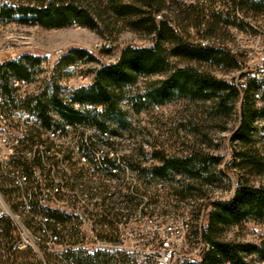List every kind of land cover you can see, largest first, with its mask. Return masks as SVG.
Returning a JSON list of instances; mask_svg holds the SVG:
<instances>
[{
  "label": "trees",
  "instance_id": "obj_1",
  "mask_svg": "<svg viewBox=\"0 0 264 264\" xmlns=\"http://www.w3.org/2000/svg\"><path fill=\"white\" fill-rule=\"evenodd\" d=\"M122 20L134 33L148 36L150 43L140 47L127 45L121 49L116 61L110 63H100L85 48H70L60 57L46 88L37 95L31 94L26 103L34 102L38 120L44 128L57 127L64 131L69 124L76 127L75 134H81L82 126L101 132L87 141V135L82 134L83 147H87L86 143L90 141L92 145L89 148L92 150L108 148L104 151V159L110 170L105 168L104 171L110 180L120 182L127 163L143 182V192L136 188L133 194L120 198L114 193L111 183L105 182V179L98 182L87 179L88 173L71 165L68 166L72 172L65 166V173L70 175L71 182L66 189H85L100 206L114 215L115 220L133 212L140 204H143L144 210L161 209L162 212L169 208H185V205L194 202L186 197L198 195L208 199L209 186H217L224 179L227 182L226 192H232L231 196L226 199L209 198L207 205L210 211L207 224L203 222L204 227L202 219L196 224L191 219L195 238L204 241L208 247L202 259L194 264H264V239L254 243L230 240L225 236L230 228L246 222L255 221L264 225V184L251 181L252 176L264 175V91H261L262 83L251 76L240 86L236 83L246 59L243 53L236 55L229 48V44H234V29L256 33L264 28L261 26L264 22V0H9V3L0 6L1 22L27 27L49 29L77 24L106 34L110 23L118 24ZM105 51L110 52L111 49ZM41 62V57L25 53L21 59L13 58L0 65L3 99L14 102L17 96L14 82H30L41 70ZM80 62L97 63L90 71L93 79L89 85L67 90L68 97H64L63 83L59 85L58 80L65 71L75 75L76 69L71 70V66ZM215 66L234 71L236 76L232 80L221 78L211 70ZM81 74L86 77L83 70ZM154 75L165 77L154 82L148 93L130 95L129 88L135 87L141 78ZM244 76L242 74L241 78ZM259 94L260 98L257 97ZM174 98L211 100L212 113L225 118L230 117L235 107L239 106L240 120L231 135L230 160L223 161L222 156L210 154L201 147L180 155H170L163 150L147 152L143 147H133L132 138L110 128L109 123L113 119L124 124L126 113L120 106L123 99H130L133 111L138 113L150 99L164 103ZM51 111L62 121L56 120ZM105 132L112 135L111 140L103 138ZM32 134L40 140L45 152H52V143L43 140L42 133L35 129ZM56 148L60 150H55V158H65L63 150L67 149L58 145ZM83 151L94 166L100 165L99 155H92L91 150ZM42 156L39 151L34 162L41 163ZM47 158L51 160V156ZM155 161L158 163L151 164ZM17 163H23L26 171H31L33 166L30 161L23 162L22 159ZM222 165L236 172L234 188L225 168H220ZM116 168L121 172L117 177L111 172ZM177 176L189 182L185 186L180 185ZM160 183L165 186L168 195L160 194L157 189ZM161 198H164L162 203ZM44 213L49 218L46 223L49 232L56 233L61 240L67 236L76 237L66 224L69 216L50 209ZM106 219L111 221V217ZM26 222L33 227L32 230L41 232V237L49 235L41 222ZM14 233L13 222L0 219V247L5 244L7 255L4 264H21L17 262L18 254L26 251L14 248ZM82 254L69 251L66 257L73 264L96 263L98 256L84 257ZM44 258V261L37 260L38 264H65L64 259L46 251Z\"/></svg>",
  "mask_w": 264,
  "mask_h": 264
},
{
  "label": "built area",
  "instance_id": "obj_2",
  "mask_svg": "<svg viewBox=\"0 0 264 264\" xmlns=\"http://www.w3.org/2000/svg\"><path fill=\"white\" fill-rule=\"evenodd\" d=\"M7 2L9 0H0V6ZM9 25L10 23L5 24L0 21L2 27ZM263 32L264 30H258L256 33H243L234 29V44H229V48L236 55L243 53L245 59L247 53H261L263 51L260 49L255 50L250 46L241 47L239 39L249 40ZM23 54L17 51H0V65L9 58L21 59ZM72 68H81V65H73L71 70ZM242 74H245L243 78H241ZM248 76L264 79V57L258 62L246 61L243 64V69L237 77L239 86ZM70 82L68 80L63 83L64 97H68L67 90L77 87V85L72 86ZM14 88H17L14 102L4 100L0 91V196L8 208L7 213L0 214V219H10L13 222L15 249H32L38 255L40 252L39 257L42 261L45 260L46 251L64 259L62 261L65 264L68 262L73 264L71 259L66 257L69 251L83 253L84 257L98 256L95 264H188V260L199 259L203 255L206 244L204 241L195 243V234L191 231L189 216L184 223L186 243L178 239L180 227L175 220L183 216L180 214V209L169 208L167 217H160V213L144 210L143 204H140L134 209L132 218L113 220L114 215L100 206L98 201H94V196L66 193V185L71 183L70 175L65 173V166H68V163H79L82 172L85 173L107 175L105 168L110 170L104 159V151L108 148L92 150L89 148V145H92L90 141L86 143L87 147H83L80 139L82 134L87 135L85 140L87 141L101 132L95 128L82 126L81 134H74V126L69 124L66 132H58L56 127L44 128L38 120L34 102L26 103L31 95L29 83L15 81ZM257 97L260 98V94ZM35 129L39 133H48L52 152H43L40 149V140H36V135L32 134ZM103 138L111 140V135L105 132ZM56 141H71V148L63 150L65 151L63 159L55 158V150H60L56 148ZM83 150H91L92 155L100 156L99 167L89 168L88 162L84 161ZM39 151L43 155L41 163L34 162ZM47 156H51V160H48ZM19 159L23 162L30 161L33 165L31 171H26L23 163L18 164ZM111 172L117 177L118 171ZM125 172H129L128 189L115 190L116 196L127 197V194L134 193L136 188L142 193L143 182L139 180L137 172L127 163ZM234 186L235 184L233 188ZM157 189L160 194H168L161 183L157 185ZM79 198H86V205H79ZM10 203L20 205V214L11 213ZM54 205H64L73 209V216H69L70 219L66 220V224L68 227L69 224H76V231H73L75 238L67 236L61 240L59 235L49 232L46 226L49 218L44 212L49 209L54 211ZM107 217H111L110 222H107ZM99 219L104 221L101 222ZM26 220L41 222L47 228L49 235L41 237L39 232V237H32L35 240L34 244L26 243L23 240L24 234L28 233L31 236V228H33ZM151 236H161V243H151Z\"/></svg>",
  "mask_w": 264,
  "mask_h": 264
},
{
  "label": "rangeland",
  "instance_id": "obj_3",
  "mask_svg": "<svg viewBox=\"0 0 264 264\" xmlns=\"http://www.w3.org/2000/svg\"><path fill=\"white\" fill-rule=\"evenodd\" d=\"M192 2L193 0H187ZM122 20L118 24L110 23L109 32L103 34L97 29L80 26L77 24L62 28H41L39 26L18 27L9 25L0 26V51H17L19 53H31L42 58L41 70L35 74L34 78L28 82L29 92L33 95L39 94L46 83L51 79L52 73L57 69L60 57L70 48H85L89 50L100 63H110L116 61L121 49L127 45L136 47L145 46L150 43V38L143 34H136L125 26ZM264 27V22H261ZM14 29V30H13ZM264 30V28H261ZM196 36L195 32L192 31ZM108 36V37H105ZM197 38V37H196ZM241 47L250 46L255 50H262L261 53L252 52L251 62H258L264 57V32L259 36L251 37L249 40L239 39ZM110 48V52L105 49ZM81 68H75V75L65 71L58 80V84L70 80L73 86L89 85L93 79L91 70L97 66V63L80 62ZM86 77L81 74V71ZM211 70L217 76L232 80L236 73L231 70H223L219 67H212ZM164 75H154L147 78H141L139 83L129 88V93L133 95H143L151 91L153 83L162 80ZM50 89V88H49ZM130 99H123L121 109L126 113L124 124L120 120L113 119L109 124L111 129L117 130L124 137L132 138L133 147L141 148L147 152L163 150L167 154H187L192 148L201 147L204 151L216 156H222L223 161L231 159L232 143L231 135L239 124L240 108L237 105L228 118L215 116L212 112L213 102L194 101L190 99H167L164 103H158L150 99L143 104L140 112L133 111ZM51 115L56 120L62 121L61 117L51 111ZM158 163L157 161L151 163ZM228 178L232 184L236 183V172L226 169ZM243 173V172H242ZM180 185L185 186L189 180L176 177ZM251 181L255 184H264V175L252 176ZM224 182V184L222 183ZM220 184L214 187L209 186L207 196L215 199H226L231 193L226 192V184L223 179ZM208 199H203L198 195H190L187 200L194 202L185 205L186 214L175 220L180 230L177 234L178 239L186 243L185 239V220L192 216L193 224L200 219L207 224L208 212L210 207ZM8 212L4 199L0 196V214ZM190 212V213H189ZM198 216L200 217L198 220ZM171 221V218L168 219ZM147 224V222H145ZM203 223V224H204ZM227 239L241 242L259 243L264 239V225L255 221L244 223L242 226L230 228L226 234ZM28 233L24 234L23 240L26 243L34 244L35 240ZM5 244L0 247V264L7 260ZM38 250V246L36 247ZM39 255L31 250L19 253L17 262L21 264H38Z\"/></svg>",
  "mask_w": 264,
  "mask_h": 264
},
{
  "label": "bare ground",
  "instance_id": "obj_4",
  "mask_svg": "<svg viewBox=\"0 0 264 264\" xmlns=\"http://www.w3.org/2000/svg\"><path fill=\"white\" fill-rule=\"evenodd\" d=\"M9 3V2H7ZM10 25H14V26H18V27H21L19 26L18 24L16 23H10ZM23 27H27V26H23ZM30 27V26H29ZM4 28V27H3ZM14 30V29H13ZM227 50V49H226ZM251 55V53H247L246 54V61H250L251 57L249 58V56ZM13 58H9V60H11ZM8 61V60H6ZM238 77V76H237ZM257 80H259L261 83H262V87H261V91H264V79L263 78H256ZM236 83L239 85V81L236 79ZM30 93V92H29ZM80 126H78L79 128ZM57 128V127H56ZM64 129V128H62ZM82 130V128H80ZM67 131V126L65 127V130H61V129H58V132H66ZM79 131V130H78ZM76 132V127H74V134ZM81 133V132H80ZM43 134V140H48L49 141V135L48 133H42ZM112 136V135H111ZM117 138V137H116ZM114 139V138H113ZM42 140V141H43ZM114 141V140H113ZM43 143V142H42ZM56 145L60 146V147H64L65 149L67 148H71V141H56ZM52 147V146H51ZM40 149L43 150V152H45V148L44 146H42V144H40ZM49 149V148H48ZM111 149V148H110ZM112 152V151H111ZM119 152V151H118ZM127 152V151H126ZM105 154V153H104ZM114 154V152H113ZM61 156V155H60ZM112 156V154H111ZM114 156V155H113ZM117 156V155H116ZM115 156V157H116ZM83 158H84V161L88 162V165H89V168H97L99 166H94L91 162V158L86 154L85 151H83ZM57 159V157H56ZM109 160V159H108ZM114 160V159H113ZM95 164V163H94ZM68 165H71L73 166L74 168H81V165L77 162H70L68 163ZM114 167V166H113ZM66 168H68L69 171L72 172V169L71 167L69 166H66ZM124 169V167H123ZM126 169V168H125ZM77 170V169H76ZM113 171H119L118 168L114 169ZM124 172V171H123ZM69 173V172H68ZM121 173V172H120ZM88 178L87 179H92L93 181H101L102 179H105V182H109L112 184L113 186V190H117V191H124L125 189H128V185H129V172H124L122 175H121V181L120 182H113L112 180H110V177H108L107 175H101V173H88ZM91 176V177H90ZM87 177V176H86ZM119 178V177H118ZM73 180V179H72ZM115 180V178H114ZM116 181V180H115ZM113 182V183H112ZM75 189V188H74ZM66 193H71V195H86V194H89L85 189L81 190V189H75L73 191L69 190V189H66ZM130 194H133V193H128L127 195H130ZM232 194V192H231ZM168 194H163V196H166ZM132 197V196H131ZM166 199V198H165ZM94 201H97V199L94 197ZM161 203L162 201H164V198H161L160 199ZM135 202V201H134ZM133 202V203H134ZM166 202V200H165ZM99 203V202H98ZM125 204V203H124ZM79 205H86V198H79ZM156 205V204H155ZM122 206V205H121ZM158 206V205H157ZM123 207V206H122ZM158 209V208H157ZM10 211L12 214H20V205H18L17 203H10ZM54 211H57V212H60L66 216H73V209L71 208H67L65 207L64 205H54ZM124 211V210H123ZM133 213H134V210L133 212H129V213H126L125 216H121V217H118V219H130L133 217ZM151 213H160V217H167V211L166 212H162L161 209L160 210H151ZM190 213V212H189ZM180 214L182 215H185L186 214V211L184 208H181L180 209ZM61 215V214H60ZM191 219H192V216L190 217V228H191V231H193L192 229V224H191ZM202 226L205 225L203 224V221H202ZM69 227L73 230V231H76V224H69ZM204 227V226H203ZM202 227V228H203ZM69 228V230H70ZM71 230V231H72ZM31 234L32 236L34 237H39V233L32 230L31 229ZM198 239V238H197ZM195 238V243H202V240H197ZM151 243H161V236H151ZM207 245L205 246L204 250L207 249ZM202 256L201 255L199 257V259H194V260H188V264H194V263H197L198 261H200L202 259ZM226 264H229V263H226Z\"/></svg>",
  "mask_w": 264,
  "mask_h": 264
}]
</instances>
